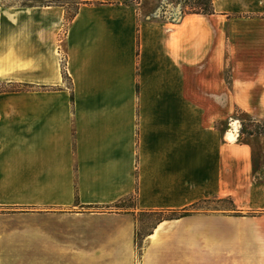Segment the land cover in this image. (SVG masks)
<instances>
[{
	"label": "crops",
	"instance_id": "obj_1",
	"mask_svg": "<svg viewBox=\"0 0 264 264\" xmlns=\"http://www.w3.org/2000/svg\"><path fill=\"white\" fill-rule=\"evenodd\" d=\"M163 3L0 0V264H264V0Z\"/></svg>",
	"mask_w": 264,
	"mask_h": 264
},
{
	"label": "rangeland",
	"instance_id": "obj_2",
	"mask_svg": "<svg viewBox=\"0 0 264 264\" xmlns=\"http://www.w3.org/2000/svg\"><path fill=\"white\" fill-rule=\"evenodd\" d=\"M162 16L169 17L172 20H178L183 13L200 12L197 6V0H163ZM239 131L244 135L264 134V127L255 122H246L238 124ZM124 206L134 207L135 201L129 200ZM234 208L230 200L223 202H213L206 205L195 207V210H210V211H232ZM179 214H149L142 215L139 222V229L142 233H146L155 223L162 219H169Z\"/></svg>",
	"mask_w": 264,
	"mask_h": 264
},
{
	"label": "trees",
	"instance_id": "obj_3",
	"mask_svg": "<svg viewBox=\"0 0 264 264\" xmlns=\"http://www.w3.org/2000/svg\"><path fill=\"white\" fill-rule=\"evenodd\" d=\"M197 6H199V8H200V12H192L189 14H201V15H213L214 14V8H213L212 0H197ZM231 203H233V202L231 201ZM173 214H176V213H173ZM188 215H189V213L186 212L183 214L173 216L169 219H171V220L179 219L181 217H185Z\"/></svg>",
	"mask_w": 264,
	"mask_h": 264
},
{
	"label": "bare ground",
	"instance_id": "obj_4",
	"mask_svg": "<svg viewBox=\"0 0 264 264\" xmlns=\"http://www.w3.org/2000/svg\"><path fill=\"white\" fill-rule=\"evenodd\" d=\"M228 139L230 140V141H234L235 140V134H229L228 135Z\"/></svg>",
	"mask_w": 264,
	"mask_h": 264
}]
</instances>
